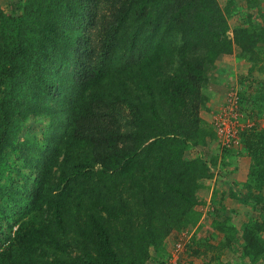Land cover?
Here are the masks:
<instances>
[{"label":"trees","instance_id":"trees-1","mask_svg":"<svg viewBox=\"0 0 264 264\" xmlns=\"http://www.w3.org/2000/svg\"><path fill=\"white\" fill-rule=\"evenodd\" d=\"M9 5L8 13L0 8V196L8 188L16 194L1 183L5 151L35 177L16 200L9 227H17L0 242V264H145L150 247L166 264L163 241L199 221L198 190L215 164L185 157L205 141L199 113L208 70L234 43L252 70L264 61V32L238 28L229 37L216 0ZM173 30L180 34L176 54ZM174 58L175 69L163 72ZM249 100L255 106L261 99ZM42 113V138L19 140L28 118ZM241 146L251 159L244 201L262 217L245 225L242 251L249 264H264V128L243 131ZM223 236L208 243L214 263L205 264H217L222 248L239 239Z\"/></svg>","mask_w":264,"mask_h":264},{"label":"rangeland","instance_id":"rangeland-1","mask_svg":"<svg viewBox=\"0 0 264 264\" xmlns=\"http://www.w3.org/2000/svg\"><path fill=\"white\" fill-rule=\"evenodd\" d=\"M11 1L13 0H0V8L7 13L10 12L9 4ZM216 3L227 17L229 37L233 38L234 31L238 28L247 27L264 32V0H257L255 4L248 3L246 0H216ZM168 40L171 48L175 51L176 46L180 43L179 32L176 30L171 31L170 35H168ZM259 47L264 52V43L259 44ZM240 50L241 47L234 43L232 53L226 54L225 57L223 56V59L219 56L213 62L211 68L208 70L206 81L202 86L201 99H220L221 102L217 109L226 102L230 92H235L239 97H244L243 100L261 99L259 101L260 104H255V106L250 100H247L249 101L247 105L243 101L245 116L254 121L255 125L261 127V123L264 122V91H260L257 94L256 92L261 90L264 84V61L259 62L256 59V65L250 70L251 62L239 57ZM177 64V58L165 61L162 71L165 73L171 72ZM108 84L111 86L110 83ZM135 94L134 92L132 99H139L135 97ZM142 96L143 99H148L146 95L142 94ZM203 107L204 102L201 103L199 115L203 112ZM212 116L213 114L208 120L205 119L206 117H201L200 115L202 130L206 133L205 141L189 147L185 151V157L192 159L196 156H201L210 163L211 161L215 162V164L211 163L212 176L207 178L216 182V184L211 190V184H202L203 180H201L200 188L207 187L208 185L211 194L207 190L199 192V188L197 204L195 205V208L201 212L199 221L194 226L189 225L181 230H172L163 241L165 252H167L164 256L166 264L176 263L171 261V253L182 231H187L190 237L180 254V264H205V260L207 263H214L215 252L208 248V243L215 245L218 239L224 238L223 235L225 233L228 236L235 234L239 239L236 244L234 242L235 245L222 248L221 261L217 264H249L250 262L242 251L243 239L246 236L245 225L252 224L256 218L261 221L260 209L257 208L258 210H256L251 204L244 201L242 193L244 190L243 183L239 185L237 178H233L241 176V169L243 168L240 163L242 161L241 156L245 154L242 146L233 147V151L225 155L224 149L218 144L216 137L210 136L213 130L211 125ZM47 120L48 117L45 113H42L39 118L30 116L25 123L19 140H22L25 135L30 134L41 139ZM5 158L9 166L8 171L1 177V183H5L8 187H11L13 191H16V194L8 196V188L3 192L4 195L0 196V242L6 241L14 234L13 231L17 226L11 230L9 225L19 212L18 207H16V200L19 198L20 193H24L25 191V181L27 180L28 183H32L35 177V172L30 171V166L25 165L23 160H17L11 150L5 151ZM232 179L235 180L233 181ZM231 191H235L234 195ZM262 193L264 194V190ZM214 197H216L215 201H213ZM218 227H222L227 231L221 232ZM231 228H233L232 233ZM192 241L194 242L191 243ZM206 248L208 249L206 250V257L198 255V250H205ZM149 254L150 256L145 264H160L161 258L157 256L153 247H150ZM254 264L263 263L258 261Z\"/></svg>","mask_w":264,"mask_h":264},{"label":"built area","instance_id":"built-area-1","mask_svg":"<svg viewBox=\"0 0 264 264\" xmlns=\"http://www.w3.org/2000/svg\"><path fill=\"white\" fill-rule=\"evenodd\" d=\"M211 125L218 144L222 149L241 145V133L255 126L254 121L245 116L239 101V95L230 92L226 102L212 116ZM178 236L171 253V261L177 262L186 242L189 240L187 231Z\"/></svg>","mask_w":264,"mask_h":264},{"label":"crops","instance_id":"crops-1","mask_svg":"<svg viewBox=\"0 0 264 264\" xmlns=\"http://www.w3.org/2000/svg\"><path fill=\"white\" fill-rule=\"evenodd\" d=\"M223 56L225 57L226 54H223L222 56H220V58L223 59L224 58ZM217 74L219 75V73H217ZM214 89H216V88H214ZM247 100H249V99H244L246 105L249 103V101H247ZM203 102H204L203 112H201L200 115H201V117H206L205 119L209 120V118H211V115L213 114V112L218 108L221 101H220V99H203ZM203 114H204V116H203ZM261 127L264 128V122L261 123ZM241 159H242V161L240 163H241V167H243L241 169V176L239 175V177L238 176L233 177V178H237L239 185H242V183H244L245 180L247 179L248 167H249L250 160H251L250 157L246 154L242 155ZM202 180H203L202 184H208V183L211 184V190L213 189V186H215V184H216V182H213L209 178H203ZM232 180L234 181L235 179H232ZM202 190L203 191L207 190L210 192L208 185H207V187H204V188L201 187L199 192ZM210 194H211V192H210Z\"/></svg>","mask_w":264,"mask_h":264}]
</instances>
